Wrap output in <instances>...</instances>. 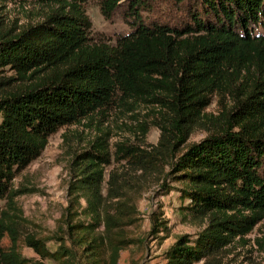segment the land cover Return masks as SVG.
<instances>
[{"label": "trees", "instance_id": "trees-1", "mask_svg": "<svg viewBox=\"0 0 264 264\" xmlns=\"http://www.w3.org/2000/svg\"><path fill=\"white\" fill-rule=\"evenodd\" d=\"M31 1L51 11L24 26L0 25V264H119L137 243L125 229L137 206L116 171L106 181L116 162L144 174L169 169L189 202L182 214L207 225L196 241L180 237L164 264H209L234 234L264 220V0H102L108 19L122 2L130 8L131 32L115 44L92 41L88 0ZM148 1L178 9L180 21L145 19ZM215 101L216 115L208 113ZM139 106L155 115L157 146L111 145L99 129L75 153L56 229L46 237L32 229L17 202L27 189L13 182L50 137L113 107ZM140 126L147 136L148 123ZM199 128L207 136L189 145ZM151 221L152 233L169 230L162 214Z\"/></svg>", "mask_w": 264, "mask_h": 264}, {"label": "rangeland", "instance_id": "rangeland-1", "mask_svg": "<svg viewBox=\"0 0 264 264\" xmlns=\"http://www.w3.org/2000/svg\"><path fill=\"white\" fill-rule=\"evenodd\" d=\"M101 3L102 0H88L83 5L85 15L92 23L91 39L93 42L115 44L119 36L131 32V26L126 20V13L130 12L129 5L122 2L112 18L108 19L102 14ZM148 6L153 10L148 15L143 14L145 19L162 16L172 24L180 21L173 20L175 15H178V9L150 1ZM50 11L49 7L31 0L0 3V25L24 26ZM262 32L264 33V26ZM6 73L11 74L9 71ZM208 113L218 114L217 101L209 108ZM154 121L155 115L149 107H134L133 111L113 107L93 122L84 121L80 125L67 126L51 136L42 156L18 174L13 182L15 189H27L25 194L17 198V202L24 217L36 225L31 228L44 237L56 229L58 220L68 206V187L73 175L71 163L75 153L88 148L100 135L99 129L109 132L111 145L126 142L151 150L157 146L161 137V131L154 126ZM142 123H148L149 127L145 137L140 126ZM206 136L207 132L199 128L188 144L199 143ZM113 170L116 171V179L126 189L132 203L137 206L134 220L125 228L137 243L122 251L119 264H164V253L180 237L188 236L191 241H196L207 227L204 221L185 217L180 211V208L189 202L181 200L179 190L182 184L172 180V176L168 175L169 169L165 173L160 172V169L159 173L144 174L142 170L131 165L116 162L106 168V181ZM163 185L172 187V192L165 194ZM161 214L169 230L152 233L151 217ZM8 243L7 240L4 241L5 245ZM48 245L50 249H56L54 242H49ZM22 251L26 257L35 256L28 248H22ZM199 264H207V261ZM209 264H264V220L248 234H234Z\"/></svg>", "mask_w": 264, "mask_h": 264}]
</instances>
